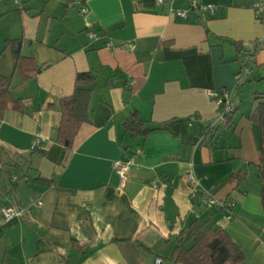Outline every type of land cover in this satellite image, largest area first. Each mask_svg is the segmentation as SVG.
Here are the masks:
<instances>
[{
    "label": "crops",
    "instance_id": "obj_1",
    "mask_svg": "<svg viewBox=\"0 0 264 264\" xmlns=\"http://www.w3.org/2000/svg\"><path fill=\"white\" fill-rule=\"evenodd\" d=\"M192 1L0 0V75L18 102L0 113V220L5 208L26 207L0 222V264H176V239L196 220L225 229L247 264H264L261 128L251 119L264 44L240 77L264 22L257 0H198L217 10L175 14ZM10 39L38 69L26 81ZM88 72L90 122L68 149L58 142L61 102ZM209 91L231 96L235 113L218 120ZM133 115L157 130L134 135L124 125ZM131 158L120 190L113 163Z\"/></svg>",
    "mask_w": 264,
    "mask_h": 264
},
{
    "label": "trees",
    "instance_id": "obj_2",
    "mask_svg": "<svg viewBox=\"0 0 264 264\" xmlns=\"http://www.w3.org/2000/svg\"><path fill=\"white\" fill-rule=\"evenodd\" d=\"M5 47H10L15 58V69L19 70L23 81L31 78L38 69L31 58L22 53L23 42L19 39L6 41ZM96 82L93 72L80 73L76 77L74 92L61 102L62 119L58 128V142L71 149L83 124L90 122V102L92 89ZM255 108L251 119L261 128V150L259 171L262 180V198L264 205V93L255 95ZM13 103L14 98L11 81L0 75V113ZM232 114L236 111V106ZM231 114V115H232ZM230 116V115H229ZM127 130L134 135L146 136L157 129H148L135 115L127 118L124 123ZM162 125L158 130H164ZM33 152L37 149L32 150ZM0 167L5 169L2 149L0 146ZM176 247L171 260L176 264H247L243 248L238 245L230 234L221 227H207L199 220L194 221L176 239Z\"/></svg>",
    "mask_w": 264,
    "mask_h": 264
},
{
    "label": "built area",
    "instance_id": "obj_3",
    "mask_svg": "<svg viewBox=\"0 0 264 264\" xmlns=\"http://www.w3.org/2000/svg\"><path fill=\"white\" fill-rule=\"evenodd\" d=\"M175 1V0H158V4H163L165 2ZM217 10L215 5H201L198 0H193L191 2L190 8L188 10L176 11L175 14L182 19H189V17L195 12L200 13L201 16L205 17L206 15L212 14ZM254 10L256 17L259 21L264 22V0H257L254 5ZM87 9H82V13L85 14ZM89 37L94 39L97 37L96 33H89ZM264 44L263 40H258L255 42H250L247 45L246 50L242 55V69L240 72L241 81H246L251 75L254 64L256 62V57L260 49H262ZM123 47L126 50L131 51L132 47L129 45L123 44ZM209 96L216 101L218 105V120L224 119L227 116L231 115L234 112V103L232 102L231 96L224 94L221 91H209ZM43 143V139L36 137L34 139L32 150L39 149ZM134 160L131 158L125 162L115 161L113 163V170L120 178L119 189H123L128 181V173L130 166L133 164ZM189 180H193L194 177L190 174L188 176ZM210 202L212 205L217 206L218 208H224L225 204L218 201L215 198H211ZM41 201H32L30 204L31 207L39 209L41 207ZM26 211L24 206H9L3 210L1 223H7L14 218H21ZM162 260L157 259L156 264H161Z\"/></svg>",
    "mask_w": 264,
    "mask_h": 264
}]
</instances>
